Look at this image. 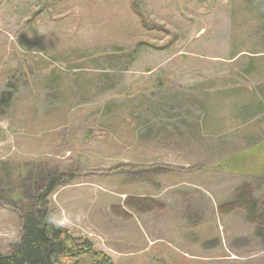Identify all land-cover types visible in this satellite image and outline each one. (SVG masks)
I'll list each match as a JSON object with an SVG mask.
<instances>
[{"label":"rangeland","instance_id":"obj_1","mask_svg":"<svg viewBox=\"0 0 264 264\" xmlns=\"http://www.w3.org/2000/svg\"><path fill=\"white\" fill-rule=\"evenodd\" d=\"M262 148L264 0H0L1 252L60 176L114 264H264Z\"/></svg>","mask_w":264,"mask_h":264},{"label":"trees","instance_id":"obj_2","mask_svg":"<svg viewBox=\"0 0 264 264\" xmlns=\"http://www.w3.org/2000/svg\"><path fill=\"white\" fill-rule=\"evenodd\" d=\"M258 156L263 162V148L261 155ZM252 173L254 175L261 174V172L257 173L256 171ZM60 182L61 177L56 176L49 178L44 184L43 189L34 198V210L24 214L22 217L20 239L11 247L8 253L0 251V264H71L72 259L77 261V257L82 253H87L91 256L92 262L90 264H114L107 254L96 251L90 240L76 237L66 228L60 226L56 222L54 212L48 210V197L54 192ZM243 197L244 194L242 199L241 197L238 200L236 199L232 207H245L249 218L253 219L256 204L250 203L248 207L246 203L248 202L249 204V199L244 202ZM50 220L54 222H50Z\"/></svg>","mask_w":264,"mask_h":264},{"label":"clouds","instance_id":"obj_3","mask_svg":"<svg viewBox=\"0 0 264 264\" xmlns=\"http://www.w3.org/2000/svg\"><path fill=\"white\" fill-rule=\"evenodd\" d=\"M50 222H54V221H51V220H50Z\"/></svg>","mask_w":264,"mask_h":264}]
</instances>
